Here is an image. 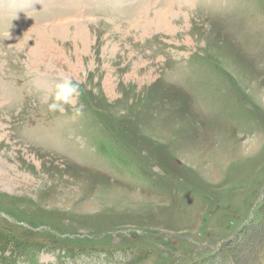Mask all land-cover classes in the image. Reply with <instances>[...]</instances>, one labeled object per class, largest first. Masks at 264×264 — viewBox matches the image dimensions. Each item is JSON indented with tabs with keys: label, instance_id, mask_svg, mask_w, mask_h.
Masks as SVG:
<instances>
[{
	"label": "rangeland",
	"instance_id": "rangeland-1",
	"mask_svg": "<svg viewBox=\"0 0 264 264\" xmlns=\"http://www.w3.org/2000/svg\"><path fill=\"white\" fill-rule=\"evenodd\" d=\"M21 1L0 0V253L264 264V0ZM65 77L78 101L49 112Z\"/></svg>",
	"mask_w": 264,
	"mask_h": 264
},
{
	"label": "clouds",
	"instance_id": "clouds-1",
	"mask_svg": "<svg viewBox=\"0 0 264 264\" xmlns=\"http://www.w3.org/2000/svg\"><path fill=\"white\" fill-rule=\"evenodd\" d=\"M80 94L81 89L79 84L74 83L70 77L63 78L55 85L51 94V100L48 103V111L52 113L64 112L66 110V106L74 105L78 101ZM74 114L76 116L81 115L82 107L74 108Z\"/></svg>",
	"mask_w": 264,
	"mask_h": 264
},
{
	"label": "trees",
	"instance_id": "trees-1",
	"mask_svg": "<svg viewBox=\"0 0 264 264\" xmlns=\"http://www.w3.org/2000/svg\"><path fill=\"white\" fill-rule=\"evenodd\" d=\"M21 244L20 243L18 244L16 242L14 244L15 245V248L20 247V249H22V250L25 249L24 247L20 246ZM2 246H4V245H0V249H2ZM21 260H22V263H27L26 260L18 257V255H14V257L13 256L11 257L10 255L4 256L3 253H0V264H14L15 262H20ZM28 264H30V263H28Z\"/></svg>",
	"mask_w": 264,
	"mask_h": 264
},
{
	"label": "bare ground",
	"instance_id": "bare-ground-1",
	"mask_svg": "<svg viewBox=\"0 0 264 264\" xmlns=\"http://www.w3.org/2000/svg\"><path fill=\"white\" fill-rule=\"evenodd\" d=\"M24 1H26V0H24ZM24 1H21V3H23ZM19 3H20V2H18L17 5H18ZM12 4L15 5V4L13 3V1H11L9 6H11ZM46 49H47V48L41 49V51H42L41 53H39V52H35L33 58H35L36 60H41V61H42L43 58H45L46 60H49L50 58L52 59V56L50 57L49 54L46 53V52H47ZM250 149H252V148H250Z\"/></svg>",
	"mask_w": 264,
	"mask_h": 264
}]
</instances>
